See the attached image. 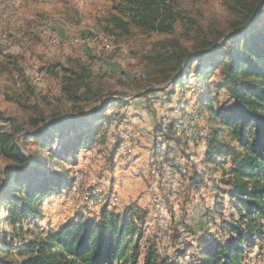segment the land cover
<instances>
[{"label":"trees","instance_id":"obj_1","mask_svg":"<svg viewBox=\"0 0 264 264\" xmlns=\"http://www.w3.org/2000/svg\"><path fill=\"white\" fill-rule=\"evenodd\" d=\"M110 1L100 24L105 34L114 38L158 37L152 44L153 54L144 56L151 70L137 86L147 89L166 81L167 86L150 88L139 97L166 90L165 101H169L196 63L194 71L200 82L195 84L194 98L198 108L189 115L191 121L203 123L198 141L192 138L202 145L201 167H193L188 174L184 164L168 160L175 156L173 144H186L180 137L183 124L176 121L167 125L168 132L160 134L153 152L155 157L164 156L161 160L181 175L182 196L171 186L169 195L182 198V205L192 199V190L211 183L213 205L204 216L214 223L216 232L197 242L192 264H247L245 255L260 248L264 240V0H227L221 22L206 24L183 7L184 0ZM67 60L68 65L56 62L41 67L58 80V94L36 100L28 119L19 121L0 110V159L5 162L0 168V205L10 228L0 237V264H176L160 254L153 239H145L143 224L148 211L136 206L113 212L109 208L115 206L104 202L98 206L97 218L86 215L93 207L83 209L86 213L77 211L57 229L39 226L42 202L70 188L72 174L47 170L39 158L29 159L20 146L33 140L36 146L46 148L50 160L62 158L74 165L80 149L106 143L111 146V160L122 141L117 123L123 118L120 109L128 101L116 96L104 82L106 74L94 71L91 58ZM220 90L225 99L213 105L214 93ZM114 106L116 111L106 114V107ZM192 113L198 115L197 120L192 119ZM89 119L99 124L95 126ZM113 120L115 125L110 124ZM175 124L179 126L174 128ZM98 126L103 134L97 140L93 136L99 132ZM111 126L115 130L107 136L104 133ZM157 131L161 129L156 126L154 134ZM208 173L211 178L206 177ZM224 196L232 209L227 214ZM182 214L184 219L186 207ZM170 218V235L177 240L174 214ZM23 224L28 228L24 230ZM15 238L18 243L13 242Z\"/></svg>","mask_w":264,"mask_h":264},{"label":"rangeland","instance_id":"obj_2","mask_svg":"<svg viewBox=\"0 0 264 264\" xmlns=\"http://www.w3.org/2000/svg\"><path fill=\"white\" fill-rule=\"evenodd\" d=\"M2 1H7L8 5L0 9V110L7 115L15 116L19 121L28 119L32 113L30 106L36 100L40 97L52 99L58 94V80L42 71V66L56 62L68 65L67 58H91L92 62L95 58H103V66L102 59H95L92 68L95 72L106 74L104 82L116 96H122L128 101L127 105L120 109V113L126 114V121H137V126L144 130L142 132L138 127L129 131L131 128L129 123L120 119L117 128L123 138L119 147L124 150H117L111 160L108 159L110 143L91 150L80 149L74 165L64 162L62 158L50 160L46 148L36 146L33 140L28 141L23 147L20 146L23 152L29 159L32 156L39 158L47 170H67L69 176L72 174V179L77 172L83 177L81 188L90 185L88 188L90 193L103 188L107 193L112 192L117 197L118 204L119 194L115 192V187L118 184L117 180L120 179V187H126L122 192L124 197L121 199L123 209L119 210L118 205L117 207L106 205L110 207L109 210L122 212L129 205L147 210L148 214L143 224L145 239H153L160 254L174 260L176 264H192L191 256H196L197 242L206 237V234L216 232L214 223L208 222L204 216L205 210L213 205L212 192L208 188L211 183H208V187L202 185L197 191L192 190L190 193L192 199L182 205V198L169 195L171 186L176 191L179 189L182 196L184 189L178 182L181 175L173 173L168 165L163 169L161 163L165 161L160 157L164 156L155 157L153 152L154 143L160 139L158 133L154 134L156 124L176 121L183 124L184 132L180 137L186 144L177 146L173 144L171 148L176 150L175 156L168 160L184 164L188 168V174L192 172L193 167H201L199 153L202 145L201 142L195 143L194 140L197 139V133L200 132L203 123L201 120L191 121L189 115L198 108L194 98L195 84L200 82L194 71L196 63L187 71L186 83L175 87L174 94L170 95L169 100L172 109H167L165 107L167 104H163L166 90L164 93L157 92L149 97L138 96L150 88L160 90L167 86V81L147 89L137 86V82L142 81L151 70L148 59L144 56L148 52L153 54L152 44L158 37L134 35L114 38L105 34L100 24L109 11L110 0H0V3ZM225 1L227 0H184L183 7L190 10L200 23L217 22L219 19L221 22L226 16L223 7ZM7 55L15 56V59L12 60ZM38 75L40 79L36 78ZM214 79V76L211 77L210 82ZM216 92L212 100L213 105L225 99L223 90ZM158 98L164 101L160 103ZM116 108L118 107H106V114L112 115ZM46 113L48 114V111ZM165 114L168 116L163 121ZM89 122L93 125L99 124L93 119H89ZM115 122L113 120L110 124L115 125ZM98 129L99 132L93 136L95 139L103 134L101 126H98ZM113 130L114 126H111L107 133L103 129L107 136ZM147 132L150 138L146 136ZM164 147L165 144H162L161 148ZM118 155L126 156L120 166L116 159ZM139 155L140 159L136 161ZM157 159L160 164L157 163ZM4 164L5 162L0 159V168ZM130 165L133 168L129 167ZM122 174L127 181H122ZM206 177L211 178V174H206ZM68 188L60 196H50L42 202L38 224L44 230L59 228L73 219L77 211L86 213V210L80 208L83 204L66 199ZM223 204L225 214L232 210L226 196L223 197ZM183 207H186L184 219L181 217ZM99 208L88 211L87 217L95 218L100 211ZM172 214L179 232L177 240L171 237L169 231ZM5 218L6 214L0 205V237L3 231H10ZM26 228L27 225L23 224V229ZM17 241V238L13 239V242L18 243ZM253 250L252 253L245 255V262L264 264V244ZM13 257L19 260L16 255Z\"/></svg>","mask_w":264,"mask_h":264},{"label":"bare ground","instance_id":"obj_3","mask_svg":"<svg viewBox=\"0 0 264 264\" xmlns=\"http://www.w3.org/2000/svg\"><path fill=\"white\" fill-rule=\"evenodd\" d=\"M12 4H13V2H12ZM7 5H8V2H7V1H2V2L0 3V9H3V8L7 7ZM10 5H11V4H10ZM98 62H99V61H98ZM95 63H96V62H95ZM100 63H101V62H100ZM98 65H99V64H98ZM36 78H37V79H40V76L38 75ZM37 81H38V80H37ZM191 117H192L193 120H197V119H198V115L193 114V113H192ZM167 125H169V124L162 123L163 131H162V132L157 131L156 133H158L159 136H160V134H164L165 132H168V131H167ZM178 126H179V125H178ZM178 126H177V124H175V127H174V128H176V127H178ZM160 137H161V136H160ZM118 150L123 151L124 149H123V148H120V147L118 146ZM76 174H77V172L74 173V177H73L72 185H71V187L67 190V193H68V194H66V195H67V198L73 197V188H74V185H75ZM67 200H68V199H67ZM116 200H117V197L114 196V195L112 194V192L109 194V193H107L103 188H98V189H96L95 191H93V192H91V193H90L89 191L86 192V196H85V203H86V204L81 205L80 208H81V209H90V208H93V207H98L99 205L103 204L104 202H107L108 204L117 207V205H118V201H116ZM69 201H70V200H69ZM70 202H74V203H75V201H70ZM100 202H101V203H100ZM98 203H100V204H98ZM97 204H98V205H97Z\"/></svg>","mask_w":264,"mask_h":264},{"label":"built area","instance_id":"obj_4","mask_svg":"<svg viewBox=\"0 0 264 264\" xmlns=\"http://www.w3.org/2000/svg\"><path fill=\"white\" fill-rule=\"evenodd\" d=\"M95 59H102V66H103V58H95ZM95 59L93 60V66H94ZM167 116H168L167 114L163 115V121L166 120ZM157 128H160L161 132L163 131L162 122H158ZM121 138H123V137H121ZM161 165H162L163 169L167 168V162L161 163ZM179 169H180L181 173L185 174L184 168H180L179 167ZM172 171L175 174H179L177 169H172ZM82 178H83L82 175H80L78 173L76 174L75 185H74V188H73V197L66 198V199H68L70 201H78L79 204H86L85 203V196H86V192L88 191V188H90V185L86 186L85 188H81L80 183L82 181ZM100 203H98V204H100Z\"/></svg>","mask_w":264,"mask_h":264},{"label":"crops","instance_id":"obj_5","mask_svg":"<svg viewBox=\"0 0 264 264\" xmlns=\"http://www.w3.org/2000/svg\"><path fill=\"white\" fill-rule=\"evenodd\" d=\"M164 101V100H163ZM163 101H161V100H159V102L161 103V102H163ZM165 102H167V101H165ZM165 102H163V104H167L165 107L168 109H172V108H170V107H172V105L171 104H169V101L167 102V103H165ZM127 105V104H126ZM125 105V106H126ZM123 108V107H122ZM126 118H127V116H126V114L125 113H123V118H122V120L125 122L126 121ZM127 123H129L128 125L129 126H131V128H129L130 130L129 131H132L133 130V128H138V127H140V128H138V129H141V131L142 132H144V130L141 128V126H137V124H138V122L137 121H132V122H128V121H126ZM157 125V124H156ZM155 125V126H156ZM155 128V127H154ZM137 132V131H136ZM146 136L147 137H149L150 138V136H149V133L147 132L146 133ZM115 154L116 153H114V155H112L113 157L115 156ZM112 157V158H113ZM126 158V156H121L120 157V155H118L117 157H116V159H117V164H118V166H120L122 163H123V161H124V159ZM137 159H140V155L139 156H137V158H136V161H137ZM135 163V162H134ZM129 167H132V165H130ZM133 168V167H132ZM128 170H129V173L131 172L130 171V168H128ZM123 175V177L121 178L122 179V181H127V178L125 177V175L124 174H122ZM117 182H118V184H117V186L115 187V192H117V195H118V197H119V204H118V208H119V210H122L123 209V204H122V201H121V199H122V197H124V193H122L123 192V190H125V188L126 187H124V186H121L120 187V184H121V181H120V179L119 180H117ZM120 187V188H119ZM121 189V190H120ZM121 193V194H120ZM121 195V196H120ZM120 205V206H119ZM264 244V240H263V242L261 243V245H263ZM254 251V250H253ZM252 251V252H253ZM252 252H250V253H252ZM258 264H263L262 262H260V263H258Z\"/></svg>","mask_w":264,"mask_h":264}]
</instances>
